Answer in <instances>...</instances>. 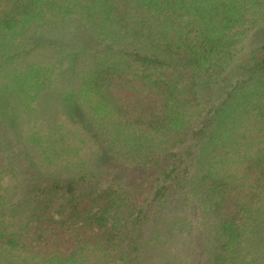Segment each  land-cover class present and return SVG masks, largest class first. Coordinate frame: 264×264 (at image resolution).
I'll list each match as a JSON object with an SVG mask.
<instances>
[{"label": "trees", "instance_id": "obj_1", "mask_svg": "<svg viewBox=\"0 0 264 264\" xmlns=\"http://www.w3.org/2000/svg\"><path fill=\"white\" fill-rule=\"evenodd\" d=\"M0 264H264V0H0Z\"/></svg>", "mask_w": 264, "mask_h": 264}]
</instances>
